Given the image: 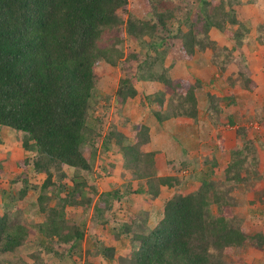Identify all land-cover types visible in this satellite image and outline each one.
<instances>
[{
    "label": "trees",
    "instance_id": "1",
    "mask_svg": "<svg viewBox=\"0 0 264 264\" xmlns=\"http://www.w3.org/2000/svg\"><path fill=\"white\" fill-rule=\"evenodd\" d=\"M244 6L243 0H0V126L23 133V149L34 154L17 161L20 190L1 205L0 264H43L44 254L54 255L59 264L80 257L91 209L105 227L110 220L103 216L124 199L143 195L156 200L162 188L177 190L181 178L158 176L159 152L142 147L150 141L152 122L159 130L171 120L199 125L202 112L205 127L236 128L240 140L223 176L218 177L215 155H207L198 186L163 200L156 222L145 209L114 221L111 239L128 240L129 253L102 242L96 253L107 264H231L229 258L248 245L264 248V230L249 234L233 194L238 187L257 186L261 178L259 150L242 125L240 99L235 93L217 97L205 92L200 80L173 73L176 61L210 51L212 65L224 77L236 51L244 59V48L255 40L264 46V28L252 33ZM213 30L233 47H220L211 38ZM127 41L145 47V56L123 50ZM101 61L124 75L114 95L120 109L140 95L139 86H162L144 97L152 112L149 122L136 124L127 135L113 124L104 136L102 152L121 155L123 169L139 181L136 189L131 181L123 191L117 185L99 193L85 178L96 174L104 133L95 113ZM240 68L242 83L228 77L229 87L254 92L258 84L252 72L246 65ZM258 121L264 126V117ZM87 144L90 154L84 151ZM110 166L103 168L104 177L115 174ZM31 172L45 175L41 185L30 182ZM32 191L38 192L33 209L41 222H25L19 208ZM80 209L81 222L72 217ZM27 246L35 248L31 262L11 259Z\"/></svg>",
    "mask_w": 264,
    "mask_h": 264
},
{
    "label": "rangeland",
    "instance_id": "2",
    "mask_svg": "<svg viewBox=\"0 0 264 264\" xmlns=\"http://www.w3.org/2000/svg\"><path fill=\"white\" fill-rule=\"evenodd\" d=\"M243 1L245 6L242 14H244L252 33L255 35L260 27L264 28V0ZM211 38L220 47H233V43L217 30L211 32ZM107 44L109 45V43ZM122 46L126 52L131 49L145 56V47L138 42L127 41ZM244 50V59H241L239 51L234 53L228 74L224 77H220L216 68L212 65L210 51L198 53L190 61H176V69L173 73L176 77H189L193 82L200 80L203 84V90L217 97L224 98L230 93H235V96L240 99L241 114L244 115L242 125L249 129L250 138L255 141L259 150L261 178L257 186L249 190L246 187H238L233 194L238 201L237 212L244 219V226L247 231L253 236L264 230V126L258 121V119L264 117V46L255 40L249 47H245ZM169 61L167 60L168 63ZM240 64L246 65L248 72L251 71L253 76L256 77V79L254 77L253 79L258 84V87L252 93L242 90L243 87L240 89L238 87H229L230 77L237 85L242 83L239 74ZM97 75L95 96L98 101V109L95 113L102 118L101 127L104 133L97 146L96 174H86L85 178L91 186L97 187L99 193L112 191L116 189L115 186L117 185L123 191L127 186L126 184L132 181L133 176L131 172L123 169L121 155L115 153L112 149L107 153L102 152L104 136L111 131L113 124L117 125L120 131L127 135L134 129L133 127L136 124L149 122V119L152 118V112L144 97L155 90L161 91L162 86H139L140 95L134 100H129L120 109L115 103L114 95L120 79L124 77L122 72L105 61H101L97 65ZM213 77L216 80L212 82ZM201 114V124L199 125L183 120L166 122V128L159 133L161 138H157L156 141L155 137H159V134H157L154 140L149 141L150 144L148 146L142 147L144 152L158 151L160 153V156L156 157L162 163V170L159 171V174L157 173L158 176L177 175L181 178L182 185L177 190L165 188L163 198L157 201L149 197L145 198L143 195H133L130 199H124L122 205L116 204L115 210L111 214L103 216V219L110 220V223L105 227L100 224L101 221L91 209L87 216L88 219L85 226L86 239L81 245V256L66 258L60 264H107L101 256L97 255L96 252L99 247L97 244L99 242L109 244L113 241L111 239V228L115 223L114 221L123 220L130 215L129 213H139L142 209H145L151 214L153 222H156L161 214L164 199L171 197L178 191L189 193L198 186V177L204 169L203 161L207 155H215L219 163L218 177L223 176V169L232 160L233 153H235L234 149L240 142L236 128L225 125L217 129L205 127V115L203 112ZM151 125L154 126L153 122ZM24 137L23 133L0 126V213L2 202H8L11 196H17L21 187L19 177L22 169L17 165V161L34 156L33 153L23 149ZM167 141H170V144ZM91 150V145H85L84 151L86 154H90ZM110 165L116 167L115 174L109 178L104 177L103 168H110ZM29 177L33 185H41L45 180V175H36L33 172L29 174ZM132 184L135 189L139 187L138 180H133ZM37 196L38 192L32 191L28 199L19 202V208L23 212L22 218L25 222L35 223L43 221V218L34 216L33 202ZM97 199L98 196H94V202ZM82 215L83 212L80 209L74 211L72 217L81 222L83 221ZM116 247L121 254L131 251L128 240L117 243ZM34 249H30L27 246L18 251L16 256L10 257L11 259L20 257L27 262H31L29 255ZM88 251H90V254H88ZM229 260L231 264H240V260L246 264H264V248L259 250L252 245H248L243 252L236 256H231ZM0 261H2L1 256ZM55 262L54 255H43V264H59Z\"/></svg>",
    "mask_w": 264,
    "mask_h": 264
},
{
    "label": "crops",
    "instance_id": "3",
    "mask_svg": "<svg viewBox=\"0 0 264 264\" xmlns=\"http://www.w3.org/2000/svg\"><path fill=\"white\" fill-rule=\"evenodd\" d=\"M254 77V79H256V77L255 76H253ZM171 121H181V120H171ZM183 121H190V120H183ZM170 122V121H169ZM191 122V121H190ZM166 124V123H165ZM165 124H164V126L161 128L162 130H159V127H157L156 125H154V126H152L151 127V133H150V141H152V140H154V137H155V135H157V134H159V133H161L162 131H164V129L166 128L165 127ZM167 136V135H166ZM157 138H161V136H160V134H159V137L158 136H156L155 137V139H156V141H157ZM165 138V137H164ZM164 142H166V141H164ZM167 142H169V144H170V141H167ZM150 144V142L147 144V146ZM162 144V143H161ZM166 145V144H165ZM160 153H158V155H157V157L158 156H160L159 155ZM162 154V153H161ZM159 161H160V159H159ZM161 165H162V163H161ZM164 167H165V165H164ZM162 170V166H160V168H159V171H161ZM157 172L158 174L160 173V172ZM164 189L165 188H162V194H161V196L158 198V199H156V201L157 200H160V199H162L163 198V194H164ZM168 198H170V197H168ZM165 200V199H164ZM116 244H117V242L116 241H111L109 244H107L108 246H113V247H116Z\"/></svg>",
    "mask_w": 264,
    "mask_h": 264
}]
</instances>
